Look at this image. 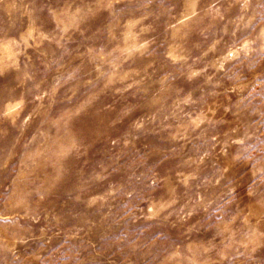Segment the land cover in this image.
Instances as JSON below:
<instances>
[{
	"label": "clouds",
	"instance_id": "clouds-1",
	"mask_svg": "<svg viewBox=\"0 0 264 264\" xmlns=\"http://www.w3.org/2000/svg\"><path fill=\"white\" fill-rule=\"evenodd\" d=\"M0 264H264V0H0Z\"/></svg>",
	"mask_w": 264,
	"mask_h": 264
}]
</instances>
